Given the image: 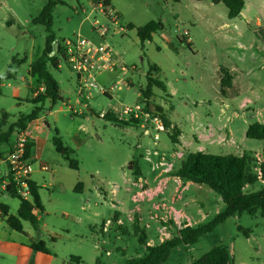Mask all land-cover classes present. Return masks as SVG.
Listing matches in <instances>:
<instances>
[{"label":"rangeland","instance_id":"rangeland-1","mask_svg":"<svg viewBox=\"0 0 264 264\" xmlns=\"http://www.w3.org/2000/svg\"><path fill=\"white\" fill-rule=\"evenodd\" d=\"M48 1L0 0L2 130L33 109L26 99L29 91L38 89V85L32 84L28 88L31 81L37 80L29 75V71L41 56L47 37L44 25L34 23V19ZM248 1L254 6L251 30H243L244 40L247 42L253 37L257 46H264V32L259 37L254 34L258 29L257 18H264L259 12L261 2ZM211 3L210 0L204 3L195 0H112V7L122 14L119 18L111 8L103 12L96 0H65V4L54 8L53 30L60 44L80 34L102 41L113 50L117 64L115 71H107L97 78L98 85L113 97L98 89L91 90L90 97L87 92L80 94L77 76L64 60L60 61L59 71L50 67L60 83L64 103H47L42 116L27 126V131L41 143V154L33 160L31 176L40 186L44 206V211L37 213L40 230L35 231L30 222L24 221V232L19 233L2 217L0 264H33L35 253L25 260L26 253L20 247L29 248L32 241L40 240L56 255L44 264H76L72 257H80V264H96L97 259L101 264H124L128 259L146 253V246L139 244L133 228L138 215L149 245L171 238L186 224L195 226L209 221L224 209L221 197L206 185L183 181L173 175L187 155L198 149L205 153L247 156L250 172L259 179L245 190L257 191L264 185L261 174L264 140L246 137L250 123L264 120V105L245 114L237 109V115L231 112L223 120L214 115L216 103L222 99L218 67L236 65L239 74L250 71L251 76H247L241 87L243 93L232 100L239 108L246 100L245 96L255 98L249 86L264 92V55L254 48L257 57L253 59L251 51L239 50L232 40L225 39L219 26L228 20L227 8L223 3L215 6ZM150 21H162L164 29L153 34L152 40L145 42L142 48L136 28ZM129 24L135 28L128 30ZM119 26L125 31L118 32ZM103 28L107 31L101 39ZM232 32L233 36H238L236 30ZM227 50L235 56L227 55ZM244 52L247 58L242 62L238 56ZM150 64L160 67L158 76L173 96L155 88L152 108L164 107L167 116L174 123L182 124L191 136L189 139L200 148L196 144L188 148L187 142L178 145L174 138L179 141V135L172 127L165 126L156 138L158 131L151 118L143 125V120L120 115L123 107L143 101L139 89L146 86L145 75ZM112 107L113 111H107ZM102 110L107 111L103 118L98 116ZM108 114L115 117L113 122L106 120ZM195 115L198 122H202L200 131L191 126ZM156 116L155 113L153 117ZM209 122L215 125L227 123L229 127L216 128ZM56 130L65 146L75 150L72 158L79 162V169H71L68 161L56 152L53 144ZM131 161L137 164L140 175L135 169L130 170ZM42 165L48 169L43 170ZM79 182L83 183L81 190L77 187ZM0 203L9 205L11 214L17 215L18 198L0 190ZM113 209H118L121 214L115 216V223L106 222ZM218 245L229 247L234 264H264V217L258 212L254 216L243 214L229 218L197 244L176 249L164 264H190Z\"/></svg>","mask_w":264,"mask_h":264},{"label":"trees","instance_id":"trees-1","mask_svg":"<svg viewBox=\"0 0 264 264\" xmlns=\"http://www.w3.org/2000/svg\"><path fill=\"white\" fill-rule=\"evenodd\" d=\"M210 1L215 4L223 3L228 9L229 18L238 17L245 5L244 0ZM63 4H65V0H49L40 14L34 19V23L44 25L47 37L43 52L31 65L30 73L43 81L44 89L38 92L35 97L28 99V102L33 105V109L29 114L21 115L18 120L12 123L6 130L0 129V151L5 150L15 133L25 130L30 122L42 116L47 103L54 105L61 100L59 84L51 72L50 67L58 70L60 61H65L61 44H59V51L51 55L55 50L56 43H59L53 30V10L57 5ZM127 28L128 30H132L135 26L129 24ZM163 29L164 24L162 21H150L143 26L137 27L136 32L141 47L144 48L145 42L151 41L153 34ZM160 70L157 64L149 65L145 75L146 86L145 88L139 89V92L147 105L149 113L153 114V112H155L165 126L169 128L172 126V123L164 109L161 106H156L154 109L152 108V99L155 96L154 89L160 88L165 92L167 91L165 82L158 76ZM221 82L225 87H229L232 84V76L226 69H222ZM32 93H34V91H32ZM107 118L112 121L115 119L111 114H108ZM173 129L176 131L177 135L180 134L177 127H173ZM246 137L264 140V124L258 122L249 124ZM174 141L179 142L177 137L174 138ZM53 144L56 152L68 161L71 169H79V162L72 158V155L75 154V150L65 146L62 138L59 136L58 130H56V136L53 138ZM33 146L34 141L31 140L27 150L28 156H31ZM128 166L130 170L135 169V172L140 175L139 168L135 162L131 161ZM261 174L264 175V167H262ZM173 175L183 181L198 185H206L221 197L225 204L224 209L205 223H200L195 226L186 224L179 230L178 234L173 235L171 238L157 245H149L147 243L148 237L146 230L144 227L140 226L136 220L133 228L139 244L146 246V253L140 257H132L124 264H164L169 260L176 249L184 245L191 246L197 244L203 236L212 233L229 218L241 216L243 214L254 216L258 212L264 217V185L257 191L245 190L246 186L254 184L259 179L257 175L250 172L248 158L245 155L211 154L202 151L193 152L187 155L181 167ZM77 187L81 190L83 183L79 182ZM30 188L32 191V199L28 201L22 199L18 195L13 184L8 187V195L20 200L17 215L10 213L9 205L0 203V209L4 212V218H6L7 224L12 230L19 233L24 232V221L30 222L35 231L40 230V221L35 213V211H44L40 196V187L35 182L30 181ZM240 230L242 229L240 228ZM245 234V236L248 237L247 232ZM29 247L33 253L41 252L54 255V252L42 240L32 241ZM72 259L76 261V264H80L81 262L80 257H73ZM96 264L101 263L97 260ZM190 264H234V256L228 246L218 245L211 248L200 258L193 259Z\"/></svg>","mask_w":264,"mask_h":264},{"label":"built area","instance_id":"built-area-1","mask_svg":"<svg viewBox=\"0 0 264 264\" xmlns=\"http://www.w3.org/2000/svg\"><path fill=\"white\" fill-rule=\"evenodd\" d=\"M108 1L96 0L103 12L108 8L106 6ZM106 31L107 29L104 28L100 31L99 37L101 39H103ZM117 31H125V28L119 26ZM61 46L65 62L77 76L79 91L81 93L87 92V97L91 96L90 91L93 89H98L103 94H106L108 91L98 85L97 78L107 71H115L117 64L113 50L102 41L97 42L80 34L72 39L64 40ZM53 54L54 52L51 55ZM120 68L124 69V67ZM99 115L103 118L106 114L105 112H100ZM120 115L128 119L143 120V125L147 123L146 120L151 118V121L155 122V127L158 131L155 135L156 138L159 137L160 131L165 130L163 121L158 115L153 117L155 115L154 112L153 114L149 113L144 101L123 107ZM30 141L31 137L27 129L21 130L14 134L5 150L0 151V178L2 180L0 190L5 191L8 195V187L13 184L18 195L28 201L32 199L30 181L33 173V159L27 154ZM42 169L47 170L48 168L42 166ZM2 217H4V212L0 209V219Z\"/></svg>","mask_w":264,"mask_h":264},{"label":"crops","instance_id":"crops-1","mask_svg":"<svg viewBox=\"0 0 264 264\" xmlns=\"http://www.w3.org/2000/svg\"><path fill=\"white\" fill-rule=\"evenodd\" d=\"M195 1L198 2V3H204L207 0H195ZM247 1L248 0H244V3H245L244 8L242 9V11H241V13H240V15L238 17L229 18L228 12H227L228 20H226L223 24H221L219 26V30H220L221 35L225 39H227L228 41L229 40H232V44H233L234 47H236L239 50L251 51L250 56L253 59H255L257 57V54L255 53L254 48H257V50L258 51H261L263 53V55H264V52H263L264 51V46H259V45L257 46L256 45V39L253 38V37L250 40H247V42L244 40L245 38L243 37V30L244 29L251 30L250 25H251V22H252V8L254 6V5H252L251 1H248V2ZM260 2H261V8H259V12L264 17V0H260ZM107 4H108V8L109 9L111 8V11L112 12L116 13L117 15H119L118 18L122 15L118 10H116L114 7H112V0L108 1ZM211 5L212 6H215L216 4L212 2ZM227 11H228V9H227ZM263 22H264V18H263V20H260V18H257L256 27H258V29H256L255 32H254L255 35H258L257 37H259V35H261L262 32H264ZM233 30H236L238 32V34H237L238 36L237 37L233 36V32H232ZM239 34H240V36H239ZM57 39H58V37H57ZM59 44H60V42H59ZM190 44H192V42ZM227 55H231L232 57H234L235 56V53L231 52L230 50H227ZM260 57H262V56H260ZM246 58H247V54L245 52L243 53V55L238 56V59L240 61H242V62L245 61ZM60 68H61V65L59 66V69L57 71H59ZM51 69L52 68H50V70ZM222 69H226L230 73V75L232 76V84L229 87H225L224 85H222V82H221L222 81ZM238 70H239V68L236 65L232 66L231 68L230 67H225V66H219L218 67V71L220 72V75H221V76L219 75L218 82L221 85V95H222V99L219 102L216 103L217 112H215L214 115H217L219 117V119H221V120H223V117L224 116H227L228 117V115L231 112H234L235 115H237V113H236L237 109H241L242 112H243V114H245V113H251V112L255 111L256 109L259 110L260 109V106L261 105L262 106L264 105V92L262 93V92H260L258 90H255V89H258V88L252 87V86H249L248 88H250V91L253 93V95L255 96V98L252 99V97H250V96H247V97L245 96L246 100L240 104V107L239 108H238V106L234 105V103L232 102V100L237 99L238 97H240L241 93H243V92H241L242 91L241 90V87L245 84V82H243V81H246L248 79L247 76H251L250 71H244V74H239L238 73ZM121 71L122 72H126V70H123V68H122ZM102 74H104V73H102ZM29 75L32 76L33 78H36L37 80L31 81L28 84V88L32 84L38 85V89L29 91V94L30 95H29L28 98L31 99L32 97H35L38 92L43 91L44 84H43V81L42 80H39L37 76L32 75L30 73V71H29ZM101 75H99L98 78ZM240 80H242V81H240ZM57 82H58V80H57ZM58 84H59L60 96H61V100L59 102L64 103V98L61 95V86H60V83L59 82H58ZM77 85H78V81H77ZM166 86H167V84H166ZM262 90H263V88H262ZM32 91H34V93H32ZM154 92H155V90H154ZM166 93L170 94L169 89H168V86H167ZM80 94H82V93L80 92ZM106 95L108 97H110V98L113 97V95H111L108 92H107ZM170 96H172V95L170 94ZM28 98L26 99L27 102H28ZM162 108L164 109V107H162ZM113 110H114V107L108 109L107 111H113ZM107 111H103L102 110L100 112H107ZM75 113H76V111H75ZM92 113L94 115H96V113H95L94 110H92ZM99 113H98V116L101 117L99 115ZM78 114H80V113H78ZM82 114L83 113L81 112V115ZM168 118L170 119L169 115H168ZM194 118H195V121L191 124V126L195 130L197 128L198 131H200L199 125H202L201 124L202 122H198L200 120H198L197 115H195ZM106 120L109 121V122H113L112 120H109L108 118ZM44 122H45V124L48 125V122H46V121H44ZM257 122L258 123H261V124H264V120H259ZM171 123H172V126H171L172 128L173 127H177L178 130L180 131V134H179V143L177 142L178 145H180V143L183 144V143L187 142L189 144L188 145V148H190L191 145H193V144L198 145L197 147L200 148L199 147L200 145L198 143H195V142H193V140L189 139L191 136L186 132V130H184V127L182 126V124H176L172 120H171ZM209 123H211V122H209ZM211 124L214 127H216V128H219V127H229L227 123L221 124L219 122L216 125L213 124V123H211ZM250 124H252V123H250ZM196 125H198V127ZM131 126L134 128V127L139 126V125H135V126L129 125V127H131ZM140 127H141V124H140ZM28 133H29V135L31 137V140L34 141V146L32 148L31 157H32L33 160H36L40 156V154H41L40 153V149H41L40 144L41 143L38 140L35 139V137L33 136V133L32 132H29V130H28ZM198 151L204 152L202 149H198ZM31 181L35 182L32 178H31ZM116 210H118V209H115V210L113 209V211L115 212V215H113L114 214V212H113V214L110 215V217L107 218V221L106 222H108V220H110L111 222L113 221V223H115V221H117V217H115V216L117 214H119L120 211L119 210L116 211ZM10 213H11V210H10ZM35 213L37 214L38 212L35 211ZM37 216H38V214H37ZM137 221H138V223L140 221V216L139 215H138V220ZM104 222L105 221H102V223H104ZM135 222H136V220L134 221V223ZM134 223H133V225H134ZM20 249H22L26 253L25 260H26V258H27V260H29L30 257H31V253H32V250L30 249V247L28 248L26 246L21 245ZM52 255L51 254L41 253V252H36L34 254L33 264H44V262H46V261H51L52 260V257H51ZM53 256H56L55 253H54ZM72 260H74V259H72ZM97 260H99V259H97Z\"/></svg>","mask_w":264,"mask_h":264},{"label":"water","instance_id":"water-1","mask_svg":"<svg viewBox=\"0 0 264 264\" xmlns=\"http://www.w3.org/2000/svg\"><path fill=\"white\" fill-rule=\"evenodd\" d=\"M59 51V43H56L54 53H57Z\"/></svg>","mask_w":264,"mask_h":264}]
</instances>
